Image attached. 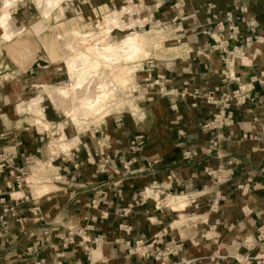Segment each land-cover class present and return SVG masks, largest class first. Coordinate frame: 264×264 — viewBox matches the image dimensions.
Returning <instances> with one entry per match:
<instances>
[{
    "label": "crops",
    "instance_id": "1",
    "mask_svg": "<svg viewBox=\"0 0 264 264\" xmlns=\"http://www.w3.org/2000/svg\"><path fill=\"white\" fill-rule=\"evenodd\" d=\"M136 2L153 27L167 32L168 39L162 42L168 48L141 61L138 84L144 101L130 115L110 117L84 134L67 135L70 149L53 155L46 146L43 149L46 132L2 108L15 107L18 96L24 100V88L14 91L7 84L0 89V163L5 161L0 169V221L5 224L6 243L0 248V264H187L214 253L221 255L220 264H241L238 259L253 254L245 242L255 239L257 226L264 222V0ZM217 21L223 22L222 31L214 27ZM230 25L236 32L231 41ZM247 38L251 42L241 54H231L225 74L241 80L259 78L258 100L233 107V124L223 131L217 161L202 155L211 133L201 126L211 119L214 107L189 94L196 90L217 97L233 89L232 83L222 82L221 53L212 47L225 40L228 49L243 46ZM258 38L263 42L254 40ZM14 48L16 44L7 52L26 60L24 70L5 77L19 84L39 68ZM136 135L142 136L143 145L132 153L129 140ZM183 151L195 156L184 161ZM103 159L107 163L100 171ZM38 161L53 165L48 183L38 187L39 196L27 185L30 164ZM228 162L229 181L214 186L202 169ZM168 176L165 194L183 196V207L149 200L139 205L137 194ZM14 232L27 235L26 243L41 242L42 249L27 253L23 246H9ZM139 241L149 251L146 259L132 252ZM176 243L180 245L176 256L166 262L154 259L156 252Z\"/></svg>",
    "mask_w": 264,
    "mask_h": 264
},
{
    "label": "rangeland",
    "instance_id": "2",
    "mask_svg": "<svg viewBox=\"0 0 264 264\" xmlns=\"http://www.w3.org/2000/svg\"><path fill=\"white\" fill-rule=\"evenodd\" d=\"M1 1L3 0H0V15L4 17L5 24L0 23V89L7 84L11 85L14 91L20 87L24 88V100L19 101L18 96L15 107L2 108L12 110L13 117L24 121L27 126L46 132L43 149L46 146L47 151L53 155L70 149L66 142L67 135L74 132L84 134L91 127L96 128L110 117L133 113L132 109H136L143 100L138 84L141 61L156 57L168 48L162 42L168 39V36H165L167 32L162 29V26L153 27V21L145 15L140 2L139 7L137 6L136 0L110 2L52 0L47 5H40L42 0H16L4 9ZM111 19L114 23H111ZM127 36L135 40L138 48L137 56L126 61L120 59L113 65L100 64L95 70H87L84 74L78 73L81 76L79 84L75 82L74 77L77 72L70 73L69 64L66 63L68 59L75 62L77 67L72 68L75 71L82 68V63L79 62L82 57L88 63L94 60L93 49L95 48L118 47L121 53L124 47L123 40ZM13 44H16L14 51L25 52L27 59L35 61V67L39 68L33 75L19 81L20 85L16 82L17 79L11 80L12 84L5 77L6 73L24 70L21 65L26 63L22 56L7 52V48ZM124 69H127L126 73L123 72ZM35 73L41 74L34 76ZM39 77H42L41 83L37 82ZM45 84L50 87H45ZM102 84L108 85L106 90L111 94L104 103L106 107H103L98 115H95L93 110L76 106L78 102L75 99L80 100L86 95L92 100V96L99 91L98 86ZM39 85L41 87H38ZM71 95L75 98L73 103L76 109L72 104V107L69 105ZM23 104H28V107H20ZM0 164L4 165V161ZM52 167L53 165H45L39 161L30 164L27 185L30 187L28 191L31 194L39 196L38 187L44 181L48 183L50 175L53 174ZM47 191L49 190L45 189V192ZM168 197L166 198L168 204L174 201L183 207V196L182 200H169ZM161 198L162 196L158 200ZM262 224L257 226L255 239L245 242L246 247L251 249L253 254L244 255L238 259L237 261L241 264H264V225ZM4 225V221H0V228ZM18 229H21V225H18ZM3 237L2 228L0 248L6 247ZM12 238L8 239V243L15 249L23 246L27 253L42 249L41 242L36 239L26 243L28 237L23 233L14 232ZM257 238L259 241L256 240ZM22 243L25 244L22 245ZM209 257L213 259V262L219 259L218 264L222 261L221 255L216 253Z\"/></svg>",
    "mask_w": 264,
    "mask_h": 264
},
{
    "label": "built area",
    "instance_id": "3",
    "mask_svg": "<svg viewBox=\"0 0 264 264\" xmlns=\"http://www.w3.org/2000/svg\"><path fill=\"white\" fill-rule=\"evenodd\" d=\"M181 6V4H178ZM226 22L230 24L229 17L226 18ZM214 27L218 31L223 30V22L217 21L214 25ZM228 31L231 33V35L228 37V40L231 41L233 39V35L235 32V27H232L231 25L227 27ZM228 40L220 42L216 48L212 47L213 50L219 51L221 53V61L224 66V70L220 72V75L223 77L222 82L225 83V85L233 84V89L225 90L221 92L217 97L214 96V92H205L200 93L196 90L192 91L189 96L192 99H198L203 101L206 105H211L214 107V112L211 115V119L207 121L204 125L201 126V130L207 131L208 133H211V136L207 140L206 147L202 150V155L204 157H210L214 156L217 161L220 160V151L222 143L225 141V136L223 135V131L228 129L232 126L233 120H234V114H233V107H242L244 105H254L257 104V94L255 92V86L260 85L261 81L257 77H249L246 80H241L238 77H233L232 75H227L225 72H227V61L230 59L231 54H241V50L243 47H245L248 43L251 42L250 38H247L244 40L243 46H235L231 49H228L227 42ZM255 41L258 40L260 43L263 42L262 40L254 39ZM185 95L181 93L179 95L180 98H183ZM194 103L191 104V107H194ZM174 104L170 105V108H173ZM182 135V134H181ZM245 138L242 136V139ZM143 145V138L141 135H136L130 138L129 140V150L132 153L137 152L141 149ZM195 156L194 152L190 151H183L181 153V159L184 161H189ZM4 160H1L3 162ZM107 161L103 159V161L98 165V169L102 171L105 168ZM5 164V161H4ZM231 163L228 162L227 164H221L218 163L216 166L209 168L204 167L202 169L203 173L208 177V179L211 181V183L214 186L222 185L229 181V165ZM4 165L0 164V169L3 168ZM171 178L168 176L165 178V181L162 183L157 182H151L146 188L142 189L141 192L137 194V199L139 202V205L144 204L145 201L149 200L151 202H160L161 205H165V197H168L165 193L170 188V180ZM16 186L18 184L16 183ZM162 196L160 200L159 197ZM157 205V203H155ZM1 220V217H0ZM264 225V222L263 224ZM214 240H216V237H212ZM259 241V238L256 239ZM171 244V243H170ZM169 244V245H170ZM173 246H169L163 250V252H156L154 255V259H159L161 262H166L167 258L169 256L173 257L176 256L177 253L180 252V245L178 243L172 244ZM146 246H143V244L139 241L135 244V248H133V253H139L140 258H148L149 251L144 250ZM219 259H216V261L213 262V259L211 257L207 258L205 261H196L193 260L187 264H218ZM56 264H60L57 262Z\"/></svg>",
    "mask_w": 264,
    "mask_h": 264
},
{
    "label": "bare ground",
    "instance_id": "4",
    "mask_svg": "<svg viewBox=\"0 0 264 264\" xmlns=\"http://www.w3.org/2000/svg\"><path fill=\"white\" fill-rule=\"evenodd\" d=\"M16 0H3L2 1V7H3V9L4 8H8V6L12 3L13 4V2H15ZM49 1H52V0H42V2H41V4L40 5H43V4H48L49 3ZM37 4H38V2H37ZM51 4V3H50ZM39 5V4H38ZM44 7V6H43ZM48 8V7H47ZM50 8V7H49ZM2 9V8H1ZM2 15H0V17H1ZM112 19H114V18H112ZM111 19V20H112ZM4 17L2 16L1 18H0V23L2 24V25H4L5 23H4ZM116 21V20H115ZM117 22V21H116ZM111 23H114V20H112L111 21ZM107 24V23H106ZM106 29H108L107 27H106ZM107 31V30H106ZM124 41V43H123V50L121 51V53L119 52V48L117 47H110V48H105V49H93V52H94V60L92 61V62H90V63H88L87 62V60L84 58V57H82V61L80 60L79 62H81L82 63V68H79V69H77V70H72V68L74 67V66H76L75 65V62L74 61H72V60H67V64H69V68H68V70L70 69V73L71 74H75L74 72H77V74H76V76L75 75H73V76H75L74 77V80H75V82L77 83V84H79V79L81 78V76L80 75H78V73L80 74V73H82V74H84V73H86V71L87 70H95L100 64H109V65H113L116 61H118V60H120V59H123V60H130L132 57H134L137 53H138V48H137V45L135 44V40L133 39V38H131V37H126L125 38V40H123ZM83 56V55H82ZM85 56V55H84ZM137 56V55H136ZM72 59V58H71ZM88 59V58H87ZM116 64V63H115ZM80 66H81V64H80ZM77 67V66H76ZM109 67V66H108ZM28 68V67H27ZM128 68V67H127ZM75 69V68H74ZM123 72L124 73H126L127 72V69H124L123 70ZM82 80V79H81ZM104 82V81H103ZM94 83V82H93ZM71 85V84H70ZM79 86V85H78ZM106 86H108L107 84L106 85H104V84H102V85H100V86H98L99 87V91H96L97 93H93L94 94V96H92L93 98H92V100L89 98V97H87L86 95H85V97L83 96V98H81L80 100H77V99H75L74 98V96H72L71 95V97L69 98L70 100V103H69V105H70V107H72L71 106V104L73 105V107L75 108L76 106L77 107H84V108H87L88 110H93V112H94V114L95 115H98L99 114V112H100V110H102V108L103 107H106V105L104 104L105 103V101H106V99L109 97V95L111 94V92L110 93H108L107 92V88H106ZM46 87V86H45ZM80 87V86H79ZM115 87V86H114ZM52 89H53V87H52ZM77 89V88H76ZM83 89V88H82ZM72 90V89H71ZM78 90V89H77ZM74 91V90H73ZM84 91V90H83ZM54 93V92H53ZM61 93V92H60ZM67 93V92H66ZM65 93V94H66ZM55 94V93H54ZM53 94V95H54ZM69 94V93H68ZM78 94V93H77ZM57 96V95H56ZM55 96V97H56ZM89 96V95H88ZM62 98H63V96H62ZM56 100H57V98H55ZM74 99H75V101L76 102H78V104H76V106H75V104L73 103L74 102ZM63 104V103H62ZM65 106V105H64ZM63 106V107H64ZM66 107H69V106H66ZM71 109V108H70ZM76 109V108H75ZM67 110H68V108H67ZM70 112L72 111V110H69ZM186 197V196H185ZM168 199L169 200H174V199H176V200H181L182 199V197H168ZM165 204H166V206H168V207H173V205H174V201H173V203H171V205L169 206V204L167 203V199H166V202H165Z\"/></svg>",
    "mask_w": 264,
    "mask_h": 264
}]
</instances>
